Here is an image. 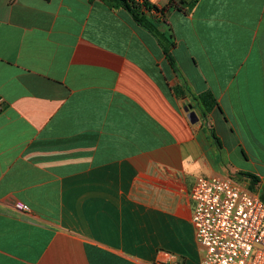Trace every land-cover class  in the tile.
I'll use <instances>...</instances> for the list:
<instances>
[{
	"label": "crops",
	"instance_id": "crops-1",
	"mask_svg": "<svg viewBox=\"0 0 264 264\" xmlns=\"http://www.w3.org/2000/svg\"><path fill=\"white\" fill-rule=\"evenodd\" d=\"M150 1L158 35L105 0H0V264H201L196 180L251 191L220 160L264 156V0Z\"/></svg>",
	"mask_w": 264,
	"mask_h": 264
},
{
	"label": "built area",
	"instance_id": "built-area-1",
	"mask_svg": "<svg viewBox=\"0 0 264 264\" xmlns=\"http://www.w3.org/2000/svg\"><path fill=\"white\" fill-rule=\"evenodd\" d=\"M190 197L201 264H264V201L230 179L199 178ZM20 210L28 211L22 204Z\"/></svg>",
	"mask_w": 264,
	"mask_h": 264
},
{
	"label": "trees",
	"instance_id": "trees-1",
	"mask_svg": "<svg viewBox=\"0 0 264 264\" xmlns=\"http://www.w3.org/2000/svg\"><path fill=\"white\" fill-rule=\"evenodd\" d=\"M107 3H109L114 8H123L127 10L135 22L140 25L141 27L145 28L149 32L158 35L157 28L155 24L157 23V20L154 21L155 24L147 18V14L154 13L156 15H165V8H159L156 5L152 4L150 0H105ZM198 0H182L180 2H173V5L178 7L177 9L181 11H185L186 13L190 14L195 7ZM164 53L169 60L172 68L175 72H177V65L175 62L174 57L170 53V51L164 47ZM198 103L200 104V111L203 113L205 117H207L208 114L212 112L214 107L217 106V101L213 100L211 97V93H204L201 94L198 97ZM212 138L216 140L218 143H220V139L217 136L216 132L214 130L211 131ZM247 177L251 179V191L255 192V186L259 183V178L252 174H245ZM261 199L264 201V195L260 194Z\"/></svg>",
	"mask_w": 264,
	"mask_h": 264
},
{
	"label": "rangeland",
	"instance_id": "rangeland-1",
	"mask_svg": "<svg viewBox=\"0 0 264 264\" xmlns=\"http://www.w3.org/2000/svg\"><path fill=\"white\" fill-rule=\"evenodd\" d=\"M197 115L199 116V119L202 118L204 119L203 121L207 124V118L203 115V113L200 110H194ZM189 118V117H188ZM190 121V119H189ZM191 122V121H190ZM219 123V119H213L212 121L209 120V125H213V124H217ZM223 123V122H222ZM197 124H200L197 123ZM238 139L237 142V148H236V152H232L230 151L229 153H226V155L224 154L221 158V162L220 164L226 169V171L229 174L230 178H233L234 180L238 181L239 183H248V179L246 181L245 178L243 177H239L238 173H242V172H247V173H251L254 174L255 176H257L260 179V185L255 187L257 188L256 190L259 192V194H263L264 195V156L263 158H261L260 161L255 160L254 154H251L249 152H247V148L245 147V145L243 144L242 141L239 140L238 137H236ZM223 140V137H222ZM246 154L247 158V169H245L244 165H245V157L243 156V154ZM258 165L257 169H251L250 166L252 164H256ZM263 166V168H260V166Z\"/></svg>",
	"mask_w": 264,
	"mask_h": 264
},
{
	"label": "water",
	"instance_id": "water-1",
	"mask_svg": "<svg viewBox=\"0 0 264 264\" xmlns=\"http://www.w3.org/2000/svg\"><path fill=\"white\" fill-rule=\"evenodd\" d=\"M191 106L186 107V111L188 112V117L191 121V123L195 124L199 121V117L195 111H191Z\"/></svg>",
	"mask_w": 264,
	"mask_h": 264
}]
</instances>
